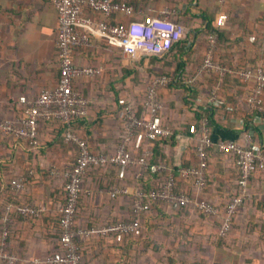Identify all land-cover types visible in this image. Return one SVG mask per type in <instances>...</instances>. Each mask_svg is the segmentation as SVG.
<instances>
[{"label": "crops", "instance_id": "obj_1", "mask_svg": "<svg viewBox=\"0 0 264 264\" xmlns=\"http://www.w3.org/2000/svg\"><path fill=\"white\" fill-rule=\"evenodd\" d=\"M163 3L166 0H160L157 6ZM197 5L199 8L192 2L190 7L193 12L198 13V9L209 12L216 8L217 0H198ZM221 6L231 10L229 15L232 19L226 26L229 37L222 51L226 61L239 65L259 63L264 67V0H227ZM56 26L57 13L50 0H0V116H18L21 112L17 101L20 95L30 98L38 94L42 87L54 86L59 75ZM187 47L191 50L185 55V69L192 71L201 62L206 40L193 36V43L187 44ZM213 58L217 59L216 52ZM129 59L133 58H126L99 38L91 39L89 47L76 48L73 53L75 65L102 67L101 74L96 77L73 80V85L88 102L86 116L75 121L74 125L94 152L111 153L116 149L122 129L118 117L122 107L129 105L135 111L140 109L139 114L145 110L141 104L143 95L139 84L132 78L133 74L124 76L122 71L129 65ZM153 67L161 70L159 64ZM166 68L171 70L173 67L167 65ZM211 85L212 79L204 77L188 91L181 84L159 89L161 108L157 118L163 125L170 126L173 132L171 137L159 142V151L171 167L192 164L196 160V119L197 114H205L206 106L211 104L208 101ZM218 93L219 98L222 96L228 102L225 108H218L214 116L230 131L212 128V138L244 143L247 130L241 116L252 114L247 123L260 129L261 140L264 141V112H251L249 108L245 112L244 105H247L243 87L227 78L224 90L220 93L219 89ZM61 128L59 121L42 123L37 148L29 147L23 140L7 138V146L0 150V161L7 165L0 172L4 179L3 184L0 181V208L7 201L10 208L14 204L26 203L41 209L38 215L29 216H18L11 209L7 212L11 219L7 223V249L21 258L19 264H46L33 259H42L58 248V218L65 194L62 172L72 165L77 153L75 145L61 140L58 135ZM258 137L253 136L252 140L259 143ZM147 146L140 133L135 134L128 144L135 156ZM53 165L60 171L59 175L50 173ZM232 169L229 157L211 153L209 176L215 182L206 192L194 190L193 197L210 199L219 204L224 193L221 183L234 180L230 177ZM132 170L133 167L128 168L124 177H118L117 170L108 167H90L85 171L75 218L77 227L98 226L129 217L136 184ZM13 178L20 181L21 188L10 183ZM161 179L151 177L147 181L154 186ZM180 185L182 189L190 186L183 182ZM194 209V206H189L183 210L159 201L150 206L145 214L148 222L160 225L158 227L151 226L147 231L139 229L130 236L79 235L77 241L84 264H154V261L144 257V252L137 250L138 241L144 238L142 234L155 233L159 238L157 240L165 242L166 235L162 232L166 229L164 225L168 217L174 224H184L187 217L195 216ZM201 224L202 230H210V224ZM150 236L155 239V235ZM258 264H264V256Z\"/></svg>", "mask_w": 264, "mask_h": 264}, {"label": "built area", "instance_id": "obj_2", "mask_svg": "<svg viewBox=\"0 0 264 264\" xmlns=\"http://www.w3.org/2000/svg\"><path fill=\"white\" fill-rule=\"evenodd\" d=\"M147 4L135 7L124 0H50L57 13L56 49L58 55V78L52 87H42L38 94L28 98L20 95L17 99L21 112L14 118H0V133L23 140L29 147L39 146V128L42 123L59 121L63 127V141L75 145L77 153L72 165L62 172L65 179L64 201L59 211L58 248L44 256L34 258L35 262L46 264H84L81 247L77 241L79 235L108 236L113 234H133L138 231L143 219L145 204L141 185L135 189L132 201L133 217L129 220H115L107 224L92 227H75L74 221L78 211L82 178L90 167L116 165L118 177H124L128 168L133 167V178L139 179L145 168H148V157L151 154L150 143L159 138H169L172 129L163 125L157 118L161 108L159 89L173 81L171 76L151 77L146 85L144 112L137 115L129 105L120 109L118 117L122 129L116 149L111 153L93 152L77 128L75 121L87 114L88 102L85 96L73 85V80L81 77L93 78L101 74L102 67L97 65H75L73 53L76 48L90 46L93 38L103 39L106 44L118 50L126 58L137 55L162 57L172 46L187 36V28L172 17L175 8L171 1L157 6L159 0H146ZM227 0H218L220 5ZM187 4H182L185 10ZM119 16H123L122 19ZM226 15L217 12L214 18L216 27L225 25ZM217 34L207 37L206 47L201 62L194 72L184 79V84L191 88L199 78L213 73L217 80L210 90L208 101L216 104L219 99L221 81L226 74L234 73L243 83L246 105L251 112H264V67H246L239 65L232 68L216 62L213 58L216 50ZM142 134L148 146L139 154L133 155L128 148L135 134ZM252 132L244 134V143L233 139L213 141L211 126L206 118L201 119L197 129L194 146L196 160L192 164L178 167L182 177L192 178L197 191L204 188L206 169L209 160L208 149L215 146L217 151L233 158L238 169V194L233 196L223 211L219 225V234H225L230 228L231 216L237 206L248 195L247 184L252 173H264V144L252 140ZM150 170L164 171L168 166L163 163L149 165ZM50 173L59 175L60 171L53 165ZM16 188H21L17 179L10 181ZM175 176L168 173L159 187L151 189L149 196L154 200L173 203L174 205H191L208 215H215V204L206 199H195L193 196L174 192ZM18 216L38 215L40 208L26 203L5 206ZM10 217L3 218L4 226L0 233V264H19L21 258L6 249L8 237L7 223Z\"/></svg>", "mask_w": 264, "mask_h": 264}, {"label": "trees", "instance_id": "obj_3", "mask_svg": "<svg viewBox=\"0 0 264 264\" xmlns=\"http://www.w3.org/2000/svg\"><path fill=\"white\" fill-rule=\"evenodd\" d=\"M124 1L127 2V3L133 4L136 8L144 6V5L147 4L146 0H124ZM167 1H171V3L173 4V7L176 10L172 18L176 22L182 24L183 26H185L187 28V30H188L187 35H186L187 39L185 38L182 41L174 44L172 46V48L170 49V51L168 53H166L162 57L149 56V58H150L149 67H146V69H145V73H146V77L145 78H147L149 80L153 76L168 75V76H171L172 79H173V81L168 84L169 86L181 84L182 86L185 87L184 89L186 91H188L191 87L188 86V85L183 84V82H184V79L188 77V75H190L191 73L194 72V70L189 71V70L185 69V65L187 63V61H186L187 57H185V55H188V53H186V52L191 50V48L188 49V47L185 48V46H187V44H189V43H190V45L193 43V36H201L207 42V37L211 33H216L217 34L216 51H215L217 59H215V61L219 62L221 64L228 65V66H230L232 68H236L237 66H239V64H233V63H230V62L226 61V57H224V54H222V51L227 46L226 42H227L228 37H229V36H227L228 32L226 31L227 30L226 26L229 24V21L232 20L230 15H229V11H231L229 8L227 9L226 6H224L225 8L222 7L218 3V0H217L216 8H214L213 10H210L209 12H206L205 10L198 9L199 12L197 13V12H193L192 11V7H190V6H191V4L193 2L194 6L199 8L198 5H197L198 0H167ZM184 3L189 5V7L186 8L185 10H183L181 8V5L184 4ZM228 5H229V3H228ZM218 11H223L225 13V15H226L225 25L220 27V28L216 27L215 24H214V16H215V13L218 12ZM119 18H120V16H119ZM189 22H192L193 24H190ZM192 25H194V26H192ZM188 38L191 39L190 42H188ZM164 61L165 62L167 61L166 64L168 66H170V67L172 66L173 68L171 70L167 69L166 68L167 65H165ZM171 62H172V65H171ZM157 63H159V68H161V70H156L153 67ZM242 65H244L246 67L263 66L262 64H259V63H255V64L244 63ZM122 71H123L124 76H127L129 74H135V76L138 75L137 74L138 71L135 70V69H128L126 67H123ZM204 77L205 78L208 77V78L212 79V85H211V88H210V90H211L215 86V83H216V80H217L216 75L213 74V73H209V74H205L202 78H204ZM227 78H230L233 81H235V83L240 84L241 88L244 86L242 81L234 73L226 74V76H224V78L221 81L220 93H222V91L225 88V82H226ZM200 79L201 78H199L198 81H200ZM141 93L143 95L141 104L144 106V96H145V93H146V87L144 88V90ZM221 97L217 100L216 104L211 103V104H208L206 106V109L204 110L205 114H199V115L197 114L196 125H195L196 129H198V125H199V122L201 121V119L206 118L208 120L210 126H211V132H212V128H218V129H223L224 131H227V130L230 131L229 128H226L223 124L217 122V120L215 119V116H214V114L216 113L218 108L222 109V108H225L227 106L226 105L227 102H228L227 99H222ZM247 109H248V107L244 105L245 112H247ZM139 112H140V109L138 111H136L137 115H140ZM251 115L252 114H249V115H244L243 114V116H241L243 121H244V126H245L246 130H249V131L252 132L254 137H255V135H258L259 136L258 137L259 143L260 144H264V141L261 140L262 139L261 138L262 135L260 133L261 132L260 129L255 124L247 123V120L252 117ZM0 118H7V117H0ZM78 120L79 119H77L76 121H78ZM63 130H64V127L62 125L61 130L58 131V135L60 136L61 140L63 139L62 138ZM7 138H10L11 140H14V141H16V140L19 141V139L15 138L13 136H7ZM7 138L4 139L5 144H2L3 146H7ZM163 139L164 138H159V139L153 140L150 143L151 154L148 157V163H149V165H152V164H157V163L163 162V163H165L168 166V169L164 170V171L150 170L149 165H148V168H145L143 170V174H142V176L139 179H135L134 178L135 181H136V184H135V186L133 188L132 198H131V201H130V207H129L130 215H129L128 218L123 219V220H129V219H131L133 217V214H132V201L135 198L134 194H135L136 185L139 183L141 185V188H142V193L144 194L143 202L145 204V210H144V213H143V219L141 221V225H140V228H139L142 231H144V230L147 231L151 226L152 227L153 226H155V227L160 226L158 224L157 225H154V224L151 225L148 222L147 216L145 214H146V212H147V210L149 209L150 206H152L156 202H159V200H154V199H152L149 196V191L151 189H155V188L159 187L160 184L163 182V180L168 175V173H173L174 176H175V184H174V187H173L174 192H176L178 194H186V195L193 196L194 194H192V192L194 190L197 191V189L195 188V186L193 184L192 178L180 176V174L177 171L179 166H172L171 167L164 160V157L162 156V154L159 151V142L163 141ZM213 141H217V140L213 139ZM213 152L217 153V154L218 153L222 154V153L217 151L215 146H213V147L208 149V155L210 156L211 153H213ZM223 155L229 157L231 159V161H232L233 169H232V173H231L230 177H232L234 180H232L231 182L228 181L226 183H221V184H223L224 193H223V196H222V200H221V202L219 204L211 201L210 199L203 198V199H206L209 202L215 204L216 210H217L215 215H208V214H205L202 211L196 209V211L198 212V216H199L198 219H201V221L203 220V221H207V222L208 221L209 222L210 221L213 222L212 231L214 232L213 234L219 239V241H217V244H219V245H224L223 240H224L225 236L229 232V231H227L223 235H220L219 232H218L219 231V225H220L221 219L223 217V211L225 210L226 205L229 202V200L233 196L237 195L238 194V190H239V185H238L239 172H238V169L236 168V166L233 163V158L231 156H229V155H226V154H223ZM183 165H185V164H183ZM183 165H181V166H183ZM4 167H7V165H4L0 161V172H1V169L4 168ZM102 167H108V168H111V169L118 170V167L116 165H107V166H102ZM133 171L134 170H132V172ZM146 175H147V178H145ZM258 176H262L263 178H256ZM151 177H154V178L161 177L162 179L159 181V183L157 185L153 186V185L149 184L148 181H147ZM212 179L213 178H210V176H209V160H208L207 169H206L205 186H204L203 189H201L198 192H206L207 188L208 189L210 188L211 183L215 182ZM0 181H1L2 184L4 183V179L1 177V175H0ZM253 181L254 182H259L260 187L264 186V173L263 172H256V173H252L250 175L249 180H248V184H247V193H248V195L243 199L241 204L239 206H237V208L235 209L234 213L232 214L230 228L232 227V223H233V221L236 218V215H235L236 211L238 210V208H240L241 205L246 203V199L250 196V188L253 186V183H252ZM181 182H183L184 184L190 185V186L186 187L185 189H182V187H181L182 185H180ZM218 182L220 183V181H218ZM251 199H249V200H251ZM169 204L172 205L173 203H169ZM6 205H7V201L3 202V204H2V206L0 208V233H1V231L3 229V226H4L3 218L7 214V210L5 209ZM189 206H191V205H178V208L184 210V209L188 208ZM258 208H260V207L258 206ZM238 213H239V211H237L236 214H238ZM169 218H170V216L168 217V220H166L167 223L164 225L166 229H163L164 232H162V234H164V235L167 234V236L171 233L170 231L172 229V227L170 225V223H172V221ZM212 222H210V223H212ZM74 224H75V227H77L75 221H74ZM169 226H170V229H169ZM168 229H169V231H168ZM130 235L131 234H127L126 236H130ZM150 235H153V236L155 235V239H151ZM143 236H144V238L139 240L138 244H137V250L140 251V252H145L149 247H152V249H154V250H157V248L158 249L159 248L164 249L166 247L165 242L157 240L159 238H158V235L155 234V233H151V234L150 233H145V235L142 234L141 237H143ZM7 238L8 237H6V249H7ZM133 243H135V242H133ZM127 247L128 246H125V248H127ZM168 258H169V264H176V262H175L176 260L174 258H170L169 256H168Z\"/></svg>", "mask_w": 264, "mask_h": 264}, {"label": "rangeland", "instance_id": "obj_4", "mask_svg": "<svg viewBox=\"0 0 264 264\" xmlns=\"http://www.w3.org/2000/svg\"><path fill=\"white\" fill-rule=\"evenodd\" d=\"M149 60L150 58L146 55H137L136 58L129 59L127 63L129 65L125 66L138 71V75L133 74L132 78L136 84H139L142 91L148 82L145 78V69L149 67ZM164 63L167 65V61ZM6 138L7 135L0 133V150ZM252 183L250 196L246 199V203L238 208V214L236 211L232 227L228 229L229 232L223 240L224 245L217 244L219 239L213 234V222L203 220L202 222L194 209L195 216L187 217V222L182 220L184 224H174L173 221L170 223L172 229L171 233L165 236L164 249L154 250L149 247V250L144 252V257L154 261V264H169L168 256L174 258L176 264H258L259 259L264 256V247H262L264 244V186L260 187L259 182ZM201 223L210 224L208 225L210 230L206 228L202 230Z\"/></svg>", "mask_w": 264, "mask_h": 264}]
</instances>
